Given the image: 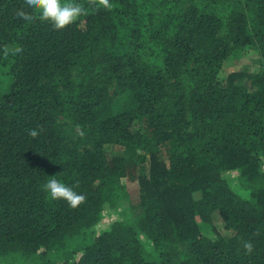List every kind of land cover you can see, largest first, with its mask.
<instances>
[{"label": "trees", "instance_id": "obj_1", "mask_svg": "<svg viewBox=\"0 0 264 264\" xmlns=\"http://www.w3.org/2000/svg\"><path fill=\"white\" fill-rule=\"evenodd\" d=\"M74 2L88 14L54 31L0 0V261L264 264V0ZM244 48L259 70L220 76ZM51 178L85 202L50 199Z\"/></svg>", "mask_w": 264, "mask_h": 264}, {"label": "clouds", "instance_id": "obj_2", "mask_svg": "<svg viewBox=\"0 0 264 264\" xmlns=\"http://www.w3.org/2000/svg\"><path fill=\"white\" fill-rule=\"evenodd\" d=\"M24 5L30 11H25L23 8L17 9L14 16L17 19L23 20L27 23H32L36 19L50 24L51 29L54 31L63 30L68 25L73 24L81 16H86L89 9L82 3L66 2L62 3L61 0H23ZM86 3L91 6L93 10L111 11L114 7L110 0H86ZM3 56L7 58L9 55L22 54L23 48L15 46L10 48L8 45L2 47ZM43 131L41 127L28 130V135L36 138L40 132ZM84 131L79 129L77 135L84 136ZM78 186V182H77ZM47 196L52 200H65L70 208H76L84 203L86 196L84 194H77L71 187L66 186L61 181L51 178L41 186ZM243 248L245 254L250 255L253 251V244L251 241H243Z\"/></svg>", "mask_w": 264, "mask_h": 264}, {"label": "rangeland", "instance_id": "obj_3", "mask_svg": "<svg viewBox=\"0 0 264 264\" xmlns=\"http://www.w3.org/2000/svg\"><path fill=\"white\" fill-rule=\"evenodd\" d=\"M260 58H259V53L256 49L254 48H244L240 51H235L230 55L223 63L222 69L220 71V76L224 77L227 74L235 71H241L245 72L246 75H251L256 73L259 70L260 67ZM243 82L245 80H242ZM3 83L0 85V94L2 93L1 91L4 89L2 86ZM115 93V87L112 86L109 89V94L110 96H116ZM119 100H116L114 103L115 104H122L126 103V98L123 99L121 95H117L115 98H118ZM130 100H127V103ZM119 148L116 146H107L105 149L106 155L108 157L111 156V154L118 150ZM262 180L264 182V175L262 176ZM134 191V190H133ZM131 192L130 194H132ZM135 195V194H134ZM242 195L247 196V191H243ZM128 202L127 201H119L114 204V206H110L106 203L103 204V212H104V217L100 221V228H106L109 226L112 222L116 221H127L129 218V213L127 211L128 208ZM215 229L217 232H220L221 234H227V231H225L223 228V223L221 221H216L215 224ZM200 232L203 233L204 235L210 237V238H215L216 233L212 228L206 227V228H200ZM15 262V261H14ZM8 262L6 261H0V264H7Z\"/></svg>", "mask_w": 264, "mask_h": 264}]
</instances>
